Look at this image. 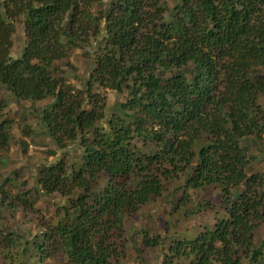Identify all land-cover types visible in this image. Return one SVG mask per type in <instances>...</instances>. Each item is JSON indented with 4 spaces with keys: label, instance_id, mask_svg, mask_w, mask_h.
<instances>
[{
    "label": "trees",
    "instance_id": "trees-1",
    "mask_svg": "<svg viewBox=\"0 0 264 264\" xmlns=\"http://www.w3.org/2000/svg\"><path fill=\"white\" fill-rule=\"evenodd\" d=\"M99 1L0 0V151L16 144L26 153L45 139L56 145L43 151L51 161L35 165L31 193L19 192L12 206L66 197L53 222L2 258L120 264L133 247L137 264H151L153 248L154 264H264V236L256 233L264 222V170L256 169L264 160V0H106L95 14ZM19 20L27 43L13 57ZM92 44L96 55L88 53L73 86L69 54ZM95 84L120 95L113 111ZM31 100H47L34 107L41 138L21 130L15 139L3 110ZM8 165L0 155L3 203L5 186L25 182L4 175ZM174 181L221 190L213 223L180 239L156 233L148 212L152 225L127 230ZM12 234L0 233L4 247Z\"/></svg>",
    "mask_w": 264,
    "mask_h": 264
},
{
    "label": "rangeland",
    "instance_id": "rangeland-1",
    "mask_svg": "<svg viewBox=\"0 0 264 264\" xmlns=\"http://www.w3.org/2000/svg\"><path fill=\"white\" fill-rule=\"evenodd\" d=\"M105 1L100 0L98 3L92 5V12L95 14H103ZM177 1L167 0L168 6L174 5ZM20 20H22V17ZM20 20L15 22V32L12 36L13 51L11 55L13 57H18L27 43L24 25ZM89 52L94 56L96 55L93 44L80 47L79 49L73 48L69 54L71 67L66 73L65 78L73 86H80L78 74L83 69L85 65L83 63L84 59L88 57ZM93 91L99 93L107 112L113 111L115 101L121 99L120 95L108 87L95 84ZM46 101L31 100L23 101L22 103L12 101L3 110V116L8 117L11 121L10 126L15 139L21 137V130H27L31 136L41 138V133H38L40 121L34 112V107L39 105L45 106ZM45 143L46 145L44 146L37 145L35 142L32 143L26 153L19 151L16 144H11L8 149L0 151V155L9 164L3 171L4 175L17 176V179L21 177L25 181L21 187L17 186L19 183L17 185H11L10 187L5 186L9 190L5 197L6 201L5 203L0 201V233L6 232V230H14L16 233V235H9L11 240L9 246L4 247L0 243V264H8V259L2 258L4 255L15 252L21 242L30 241L34 232L38 234L40 230H43L45 226L55 220L56 202L61 204L66 202L65 196L55 192L51 197L42 195L28 209H24L21 205L12 206V203L18 201V196H20L19 192L29 189V193H31V187L35 183L37 172L35 165L38 167L40 164L47 163L53 159L51 155H47L43 151L47 147L54 148L56 145L50 139H45ZM67 149H71V146L69 145ZM62 151L58 150L57 153L61 154ZM256 165L257 170H264V160L258 161ZM12 167L18 168V174L10 171ZM180 183V181H174L173 184H168L158 200L149 207L143 208L133 214L134 224L130 228L126 227V229L134 233V230H138V228H143L149 224L152 225V220L145 217L148 212L152 213L155 217L156 233L177 232V236L180 235V239H193V234L200 228L199 224L204 221L210 226L214 218L212 215L216 214L222 199L221 190L212 187H205L202 190L193 188L185 189L177 187ZM175 199H179V201L177 207L173 208L172 204ZM256 233H258L259 239L263 238L264 222L258 226ZM137 236H139V233H137ZM156 249L153 248L147 251V257L151 264H154L156 262L155 257L159 256ZM56 258L57 256L51 255L48 257V262H56ZM136 258L133 247H130L121 259L120 264H137L138 258Z\"/></svg>",
    "mask_w": 264,
    "mask_h": 264
}]
</instances>
